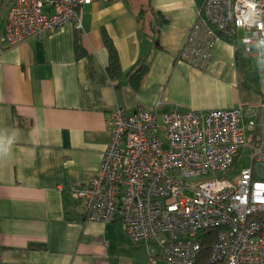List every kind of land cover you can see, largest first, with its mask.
<instances>
[{"label":"crops","instance_id":"crops-1","mask_svg":"<svg viewBox=\"0 0 264 264\" xmlns=\"http://www.w3.org/2000/svg\"><path fill=\"white\" fill-rule=\"evenodd\" d=\"M202 3L93 1L82 6V31L66 23L8 46L10 0H0V264H163L155 241L132 242L118 221L83 219L71 189L97 171L117 106L128 114L251 106L240 80L264 55L219 37L207 67L177 58ZM103 34L119 76L106 70ZM140 60L148 70L134 90L128 73Z\"/></svg>","mask_w":264,"mask_h":264},{"label":"built area","instance_id":"built-area-1","mask_svg":"<svg viewBox=\"0 0 264 264\" xmlns=\"http://www.w3.org/2000/svg\"><path fill=\"white\" fill-rule=\"evenodd\" d=\"M93 1L122 0H10L2 41L15 45L66 23L82 31V6ZM219 37L263 59L264 0H203L178 60L207 67ZM109 121L97 171L71 189L83 219L118 221L132 242L155 241L168 264H195L211 229L210 263L264 264V178L255 173L264 165V104L203 114L117 106ZM244 147L249 165L233 180L218 178ZM193 178L200 180L185 183Z\"/></svg>","mask_w":264,"mask_h":264},{"label":"rangeland","instance_id":"rangeland-1","mask_svg":"<svg viewBox=\"0 0 264 264\" xmlns=\"http://www.w3.org/2000/svg\"><path fill=\"white\" fill-rule=\"evenodd\" d=\"M256 49L252 46L251 52L252 54ZM241 88L243 89L240 93V97L242 102L244 101V105L256 106L259 104H264V65H247L243 71V76L240 80ZM248 138L251 139V135L246 137L248 142ZM252 140V139H251ZM241 156L237 159L236 165L228 172H223L218 174V178H229L230 180L234 179V174L237 173L239 168L243 166H248L249 158L248 155L250 150L248 148L240 149ZM200 180V178H193L185 180V183H194ZM185 195H189L188 191L184 192ZM150 264H156V262H152L149 259ZM163 264H168L163 259Z\"/></svg>","mask_w":264,"mask_h":264},{"label":"trees","instance_id":"trees-1","mask_svg":"<svg viewBox=\"0 0 264 264\" xmlns=\"http://www.w3.org/2000/svg\"><path fill=\"white\" fill-rule=\"evenodd\" d=\"M103 42L108 50V65L106 66V70L108 74L111 77L119 76L121 73L119 60L117 52L111 42V40L107 37V35L103 34ZM75 51L77 55L82 54V49L78 42L75 44ZM148 70V66L143 63V60H140V62L136 63V65H133V67L129 71V80L131 87L134 90H137L141 80L145 76L146 72ZM216 230H206L203 233V241L201 243V249L197 256L196 263L195 264H213L210 263L208 260L209 256V248L211 246V242L213 241V237L215 235Z\"/></svg>","mask_w":264,"mask_h":264},{"label":"water","instance_id":"water-1","mask_svg":"<svg viewBox=\"0 0 264 264\" xmlns=\"http://www.w3.org/2000/svg\"><path fill=\"white\" fill-rule=\"evenodd\" d=\"M257 169L255 170V173L256 175L259 177V178H264V171L262 170L261 167H264V165H261V164H257Z\"/></svg>","mask_w":264,"mask_h":264}]
</instances>
